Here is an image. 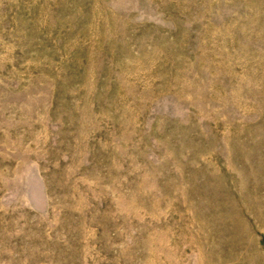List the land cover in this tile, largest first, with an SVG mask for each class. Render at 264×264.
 <instances>
[{
    "label": "rangeland",
    "instance_id": "rangeland-1",
    "mask_svg": "<svg viewBox=\"0 0 264 264\" xmlns=\"http://www.w3.org/2000/svg\"><path fill=\"white\" fill-rule=\"evenodd\" d=\"M0 264H264V0H0Z\"/></svg>",
    "mask_w": 264,
    "mask_h": 264
}]
</instances>
